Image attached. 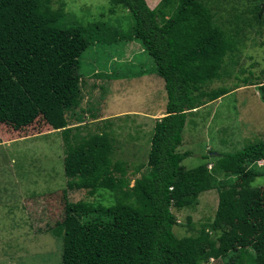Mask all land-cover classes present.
<instances>
[{
    "label": "trees",
    "instance_id": "trees-1",
    "mask_svg": "<svg viewBox=\"0 0 264 264\" xmlns=\"http://www.w3.org/2000/svg\"><path fill=\"white\" fill-rule=\"evenodd\" d=\"M47 1L0 0V124L17 130L41 118L60 129L67 189L119 192L108 206L65 202L60 264H202L209 258L219 259L209 264H264V205L251 201L249 188L259 174L255 161L264 160V136L232 152L211 151L210 171L203 163L186 169L181 161L190 151H177L187 112L201 97L228 91L202 87L235 63L250 20L234 13V20H225L233 21L228 27L201 0H159L152 8L145 0H110L130 15L128 40L139 41L151 57L165 92L164 112L148 142V170L129 186L123 163L110 158L111 137L78 136L68 127L66 111L81 100L78 57L93 35L61 25ZM258 90L264 103V81ZM218 173L235 181L219 182L228 187L218 189L210 223L214 238L203 227L177 237L170 207L195 205Z\"/></svg>",
    "mask_w": 264,
    "mask_h": 264
},
{
    "label": "rangeland",
    "instance_id": "rangeland-1",
    "mask_svg": "<svg viewBox=\"0 0 264 264\" xmlns=\"http://www.w3.org/2000/svg\"><path fill=\"white\" fill-rule=\"evenodd\" d=\"M158 1L145 0L150 8ZM201 1L218 22L234 20V13L250 20L243 26L244 42L235 63L202 87L228 91L210 100L201 97L198 107L187 112L182 144L177 147L190 151L181 161L186 169L203 163L210 171L211 151L232 152L264 136V103L258 90L264 81V0ZM47 5L58 12L61 25L79 26L93 35L78 57L81 100L66 111L68 127L78 136L104 132L111 137L110 158L123 163L130 186L134 177L148 170L153 118L164 112L163 80L140 42L128 40L131 17L124 8L110 0H48ZM63 156L60 129H52L41 118L17 130L0 124V264H60L65 202L108 206L117 201L119 192L105 188L91 193L67 189ZM255 169L259 174L249 183L255 198L251 201L264 205V160L257 159ZM226 179L235 181L234 176L216 174L213 186L197 194L195 205L170 207L177 237L196 234L203 227L214 238L210 223L218 189L228 187L219 182ZM217 261L209 258L202 264Z\"/></svg>",
    "mask_w": 264,
    "mask_h": 264
},
{
    "label": "crops",
    "instance_id": "crops-1",
    "mask_svg": "<svg viewBox=\"0 0 264 264\" xmlns=\"http://www.w3.org/2000/svg\"><path fill=\"white\" fill-rule=\"evenodd\" d=\"M146 1H147V4H148V0H146ZM152 3H153V0H150V4H152ZM161 115H162V114H161ZM161 115H160V116H161ZM160 116H159V117H160ZM157 118H158V117H154L153 119L155 120V119H157Z\"/></svg>",
    "mask_w": 264,
    "mask_h": 264
}]
</instances>
